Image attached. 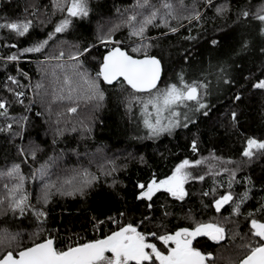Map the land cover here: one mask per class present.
<instances>
[{
    "label": "trees",
    "instance_id": "trees-1",
    "mask_svg": "<svg viewBox=\"0 0 264 264\" xmlns=\"http://www.w3.org/2000/svg\"><path fill=\"white\" fill-rule=\"evenodd\" d=\"M149 2L159 8L164 0ZM167 2L175 6L179 16L182 15L180 12L187 10L184 9L186 6H191L187 10L189 14L181 17L189 16L195 8L201 11L202 18L191 22L183 18L170 19L171 27L178 29L175 33L169 32L168 27L159 24V21L149 26L145 35L150 39L146 42L153 45L150 54L163 60L164 80L168 82L182 68L200 60V67H205L213 48L207 41L215 38L221 44H228L217 62H224L230 68L229 75L236 82L233 85L218 82L214 86L207 98L210 107L206 117L197 113L193 117L195 124H189L188 128L178 127L171 135L165 132L159 137L149 138L143 119L136 115V108L140 105L133 102L129 110L124 101L127 93L121 92L118 86L101 83L105 92L101 105L97 107L93 101L81 100L76 113L67 112L72 104L67 100L54 101L52 93L58 89V77L62 76L56 59L61 51L67 61L73 46L97 44L101 26L107 31L112 24L132 12L144 11L147 14L150 9L137 8V0H89V17L73 18L71 27L64 33L55 34L40 53L19 54V48L47 39L48 33L66 15V10L54 9L53 0H0V22L6 18L33 19V27L23 37L6 29L0 30V96L8 99L9 116L16 118L6 120L0 117V128L6 123L13 125L11 130L0 131V171H6L12 163H21V171L27 177L25 188L33 205H37V195L43 183L62 182L74 170L81 168H88L100 176L85 196L54 194L47 204H40L48 213L43 224L38 225L31 213L16 219L12 218L10 211L0 215V229L6 227L12 232L19 231L23 246H30L33 240L38 242L48 234L58 235L61 243L57 247L67 246L70 241L94 239L115 228V225L105 223L103 227L94 229V218L105 221L109 216H116L120 220L116 214L124 213L122 222L143 220L140 230L154 231L157 235L174 231L177 227H193L196 222H219L225 229L224 239L217 242L207 237L198 238L201 248L213 253L214 264H237L243 256L242 245L251 239L246 214L264 205V155L248 163H244L245 158L241 156L247 137L264 139V90L252 88L257 79L264 78V54L252 43L244 50L235 48L231 39L240 22L255 20L238 19V13L242 10L256 12L264 7V0H213L211 7L206 6V0ZM217 6H223L225 11L217 13ZM26 8L29 12L35 11V16L29 17ZM189 35L194 39H186ZM116 39L124 42L131 52L132 40L136 38H129V29L125 25L116 33ZM12 44L16 47L7 46ZM103 50L97 45L91 56L85 58V66L92 75L98 69L91 62V57ZM186 50L188 59L184 60ZM13 53L20 55L17 61L3 59ZM45 57L50 58L49 62H45ZM19 70L28 75H19ZM9 76L18 79L19 84L9 81ZM37 84L41 85L39 89ZM5 85L24 92V103L14 102ZM160 86L163 87V83ZM237 91L241 93L238 101L233 98ZM232 111L237 113L235 126L231 119ZM21 117H27V122L20 120ZM57 129L62 134H57ZM194 137L198 139V152H193L190 147ZM21 146L26 151L37 148L35 159L28 155L26 162L22 163L24 157L18 152ZM213 154L220 159L213 160ZM185 157L189 160L205 158L204 163L190 170L193 175H204L206 172L208 175L203 181L189 180L185 184L188 195L183 201L163 190L156 193L151 201L136 199L138 182L147 181L154 173L158 177L170 174L175 164ZM109 160L115 161L118 167L114 173L105 176L100 166L107 167ZM46 162L50 165L49 175L33 179L31 173ZM209 164L215 165L211 172ZM237 165L240 167L232 187L234 197L238 198L250 188L249 197L241 206V214L230 215L231 204L217 213L211 203L213 196L223 194L228 181L227 173L221 172L220 167L236 168ZM246 177L251 178L250 184L244 179ZM14 182L12 177L0 176V196L5 194L3 185L10 186ZM221 183L224 187H219ZM213 188H216L215 193L211 191ZM206 191L209 192L207 197L203 195ZM149 203L152 204L150 209L147 207ZM261 215L264 214L257 212V218ZM145 217L150 219L144 220ZM38 228L43 231L33 237Z\"/></svg>",
    "mask_w": 264,
    "mask_h": 264
},
{
    "label": "snow or ice",
    "instance_id": "snow-or-ice-1",
    "mask_svg": "<svg viewBox=\"0 0 264 264\" xmlns=\"http://www.w3.org/2000/svg\"><path fill=\"white\" fill-rule=\"evenodd\" d=\"M213 0H206V6L211 7ZM137 8L150 9L145 14L144 11L132 12L118 23L112 24L107 31L99 28L97 44H87L86 46L75 45L68 53L67 61L64 60L65 53L60 52L57 57V68L62 72L58 77L59 87L52 93L54 101L67 100L72 106L67 108V112L76 113L81 100L95 102L99 107L105 99V92L101 88V83L107 86H118L121 92H126L124 97L126 107L131 109L133 102L140 105V111L143 117L142 123L147 130L149 138L159 137L162 133L172 134L178 127L188 128L189 124H195L193 117L201 113L205 117L208 115L209 103L207 96L209 86L205 79H188L183 69L176 74L175 82H167L163 78L164 63L160 56L150 54L153 47L147 43L148 38L145 33L149 26L159 24L166 25L169 32L175 33L177 28L171 27L170 19H188L199 21L202 18L201 11L193 8L190 15L181 17L177 15L175 6L164 0L159 8L152 5L149 0H137ZM181 7L183 4L181 2ZM53 8L62 12L66 10V15L62 20L56 23L54 30L48 33V38L38 40L31 46L19 48L18 53H40L49 40L57 33H64L73 24V18H87L90 14L89 0H53ZM28 12L29 17L35 16V11ZM223 6H217L216 12L223 13ZM238 19L251 18L259 22V31L264 35V7L258 8L256 12L242 10L238 13ZM129 29V38L132 40L131 52L128 46L121 40L116 39V33L123 26ZM33 27L32 18L5 19L0 22V30L6 29L23 37L29 33ZM162 35H165L162 33ZM186 39H194L191 35ZM138 41V42H137ZM213 47H219L221 41L210 38L207 41ZM97 45L103 47V51L97 56L91 57L97 67L95 75H92L85 66V58L91 56ZM16 47L15 44L7 45ZM248 46L247 40L241 42V49ZM264 54V48L260 49ZM20 55L13 53L10 56L3 57L5 61H17ZM188 59L187 50L184 60ZM50 58L45 57V62ZM19 75L28 74L19 70ZM8 80L13 84H19V80L9 76ZM217 80L224 85H233L236 81L229 75L228 66L220 64L217 68ZM163 83V87L160 85ZM7 91L12 93L14 102L24 103L25 93L8 87ZM40 84L36 85L39 89ZM252 88L264 90V78L257 79ZM235 100L241 99L239 91L233 94ZM10 103L7 98L0 96V117L6 120H15L9 116ZM27 117H21L20 120L27 122ZM233 125L237 120V113L231 112ZM19 123V121H17ZM12 123H6L0 131L11 130ZM57 134H62L57 129ZM19 135V133H15ZM191 150L198 152V139L193 138L190 143ZM37 148H30L27 151L23 146L18 148V152L24 157L26 162L28 155L35 159ZM264 155V139H258L254 136L247 137L242 148L241 156L244 163L251 162L257 156ZM213 160H219L213 154ZM205 162V158L189 160L187 157L181 159L172 168L170 174L158 177L155 173L147 181H140L136 184L138 190L136 199H145L151 201L154 195L161 190L171 197L183 201L188 195L185 184L189 181H203L204 175H193L190 170L193 166H199ZM107 167L101 165L100 171L108 176L117 170L115 161L106 162ZM225 163H235L226 161ZM49 164H42L39 169L31 173L33 179L37 176L45 178L49 175ZM215 165L209 164V171H213ZM240 165L236 168L220 167V171L227 173V190L219 196H213L212 206L217 213L225 205H232L230 215L241 214V206L249 197L250 188L241 193L238 198L234 197L232 191L236 174ZM0 176L14 178V183L10 186L4 184L3 196H0V215L7 212L12 213V218L25 217L26 213H31L38 225L46 222L48 213L39 205L47 204L54 194L61 196H85L88 191L95 186L100 179L99 175L92 173L88 168L74 170L71 176L62 180V182L43 183L39 194L37 195V205H33L30 200V194L25 188L27 177L21 171V163H12L6 171H0ZM249 184L251 178H244ZM219 187H224L223 183ZM212 193L216 192L213 188ZM207 197L209 192H204ZM6 205V207H5ZM147 207L150 209L152 204ZM257 212L264 214V205L255 211H249L246 219L250 224L249 231L251 239L246 245H242L244 254L238 259L237 264H264V215L257 218ZM121 219L116 216H109L105 221L95 220L94 229L103 227L105 223L115 225L114 230L110 229L103 235L94 239H87L83 242L70 241L67 246L57 247L60 244L58 235L48 234L38 242L33 240L30 246H23L20 240L19 231L12 232L8 228L0 229V264H214L213 253L202 251L195 246L197 238L206 236L212 241H221L224 239L225 229L219 222H196L193 227H177L174 231H166L164 234L157 235L154 231H141L144 221L136 223L122 222L124 213H117ZM150 219L145 217L144 220ZM43 230L38 228L33 233L35 237L40 235ZM158 241L165 250L157 246Z\"/></svg>",
    "mask_w": 264,
    "mask_h": 264
},
{
    "label": "rangeland",
    "instance_id": "rangeland-1",
    "mask_svg": "<svg viewBox=\"0 0 264 264\" xmlns=\"http://www.w3.org/2000/svg\"><path fill=\"white\" fill-rule=\"evenodd\" d=\"M191 7V6H190ZM190 7L184 8L189 9ZM187 10L180 12L179 14H182L181 16H185L189 14ZM184 13V14H183ZM247 40L248 46L247 48L252 44L257 45L258 51H260L261 48H264V35H261L259 31V22L256 20H250V21H242L240 22L237 27L235 28V31H233L232 39H231V45L235 48L241 49L240 45L241 42ZM250 44V45H249ZM239 45V46H238ZM252 46V45H251ZM254 47V46H253ZM226 48H228V44H221L219 47H213L211 50L212 56H208L207 63L205 67H200L201 60L193 65H190L188 67L182 68L185 72V75L188 79H205L209 86V94L207 96L210 97L212 90L214 86L218 84L217 80V68L220 64L217 62L218 58H220L224 51H226ZM212 60V65H211ZM200 67V68H199ZM230 70V68H228ZM181 71V70H180ZM179 71V72H180ZM178 72V73H179ZM176 77V76H175ZM175 77L170 79L168 82H175ZM136 115L143 119L140 106L139 108H136ZM43 179V178H42Z\"/></svg>",
    "mask_w": 264,
    "mask_h": 264
},
{
    "label": "flooded vegetation",
    "instance_id": "flooded-vegetation-1",
    "mask_svg": "<svg viewBox=\"0 0 264 264\" xmlns=\"http://www.w3.org/2000/svg\"><path fill=\"white\" fill-rule=\"evenodd\" d=\"M201 237H206V236H201ZM201 237H198V238H201ZM154 242H157V246L160 247L162 251L165 250V247L166 246H162V243L161 242H158V241H154ZM195 246L196 247H199L202 251H205L204 249H202L203 247L201 248L199 241L195 242Z\"/></svg>",
    "mask_w": 264,
    "mask_h": 264
},
{
    "label": "water",
    "instance_id": "water-1",
    "mask_svg": "<svg viewBox=\"0 0 264 264\" xmlns=\"http://www.w3.org/2000/svg\"><path fill=\"white\" fill-rule=\"evenodd\" d=\"M143 199V198H142ZM147 201V200H146Z\"/></svg>",
    "mask_w": 264,
    "mask_h": 264
}]
</instances>
